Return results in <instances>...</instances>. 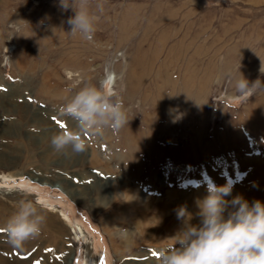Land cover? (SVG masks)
Segmentation results:
<instances>
[{
    "label": "rangeland",
    "instance_id": "374dc122",
    "mask_svg": "<svg viewBox=\"0 0 264 264\" xmlns=\"http://www.w3.org/2000/svg\"><path fill=\"white\" fill-rule=\"evenodd\" d=\"M103 3L94 38L85 41L68 33L67 20L73 12L63 11L59 0H0V154L14 159L22 171L13 176L9 172L14 169L0 171V221L13 214L26 191L34 203L58 213L70 230L65 243L73 252L67 264H88L84 245L94 256L90 264H137L146 261L148 255L142 254L149 252L159 258L160 250L174 246L175 241H166L155 227L166 228L181 207L194 213L189 203L192 192H204L212 184H231L227 199L237 189L248 195L251 163H264V92L241 95L235 87L239 68L250 83L264 82L260 71L264 0ZM23 61L36 63L34 70L19 69ZM109 71L114 83L106 85V90L120 95L128 110V125L143 133L145 143L151 142L150 160L158 155L164 158L153 162L152 178L148 166L137 178L126 175L115 158L120 150L114 148L110 129L99 137L85 136L89 144L85 158L74 157L71 163L63 155L46 158L51 145L44 136L51 137L56 128L75 129L62 111L71 95L68 90H78L85 82L99 84ZM44 76L66 94L65 99L39 93ZM189 78L193 86L188 101L183 91ZM14 103L33 107V113L25 117ZM35 114L46 115L50 124L38 123ZM236 130L240 133L235 138L232 131ZM92 151L98 152L107 168L90 160ZM40 173L54 180H38ZM125 181L137 188L145 205L165 203L173 190L181 197L171 201L165 215L163 207H147L150 221L143 223L148 229L143 234L137 220L128 224L117 220L122 208L109 207L117 200L113 191L123 192ZM67 189L83 191L89 204L102 195L99 207L79 204ZM109 218H114L110 231L106 228ZM197 219L193 215L191 223ZM180 224L183 228V221ZM179 231L173 230V238ZM134 233L135 245L128 248L125 242ZM51 235L43 229L39 238L17 249L0 231V254L25 259L40 244L41 251L54 252ZM114 247L123 252L117 253Z\"/></svg>",
    "mask_w": 264,
    "mask_h": 264
},
{
    "label": "clouds",
    "instance_id": "9594fccd",
    "mask_svg": "<svg viewBox=\"0 0 264 264\" xmlns=\"http://www.w3.org/2000/svg\"><path fill=\"white\" fill-rule=\"evenodd\" d=\"M59 6L73 15L67 20L68 32L92 41L98 28L99 15L104 11L103 0H59ZM236 90L241 95L264 92V82L250 83L238 69ZM264 73V61H261ZM114 79L111 71L99 84L85 82L63 105V114L75 124V129L61 130L51 136L53 151L65 158L85 154L89 144L85 136H102L106 130L119 132L130 121L128 110L117 92L106 90ZM208 195L197 201L200 223L193 225V215L186 207L177 212L183 228L173 238L175 245L161 249L157 264H264V201H248L243 195L227 199L232 185L208 187ZM46 209L34 203L25 191L18 207L8 217L3 229L9 243L22 249L29 241L40 237L46 226Z\"/></svg>",
    "mask_w": 264,
    "mask_h": 264
},
{
    "label": "bare ground",
    "instance_id": "6f19581e",
    "mask_svg": "<svg viewBox=\"0 0 264 264\" xmlns=\"http://www.w3.org/2000/svg\"><path fill=\"white\" fill-rule=\"evenodd\" d=\"M23 62H25L26 64L24 65ZM23 62H20L19 63L20 66H18V68L21 69L23 72L28 73V71L34 70V65L36 66V63H34V65H33L30 61H23ZM49 81L50 80L47 78V76L43 77V83H41V85H39V87H38L39 93L45 95L46 97L48 96L49 99H52L53 97H57V98L59 97L58 98L59 100L65 99L66 94L64 92H58V89H56V87H54V85H51ZM192 86H193V79L189 78L184 83L183 93L185 96V100H188V101L191 100L192 91L190 90V88ZM52 88L53 89L55 88V93L51 92ZM0 103H2V102H0ZM12 105H15L16 107H18L19 111L22 112V114L25 117L31 115L33 113V110H34L33 107L27 106V105L25 106V105L16 104V103H14ZM168 108H169V106H167V109ZM47 118L48 117H46V115L44 117H42V116H39L37 114H35L33 117V119L37 120V122L40 124L41 123L50 124V121H49L50 119L48 118L49 119L48 120ZM254 119L258 120L259 117L255 116ZM260 119H261V117H260ZM53 130H54V133L59 132V130L57 128L53 129ZM239 133L240 132L237 130L232 131V135H234L233 137H235V138L239 135ZM142 135H143V133L136 131L134 129L133 125H127L126 127H124L119 132H114L112 135H110V137L114 140V143H115L114 148H117L118 150H120L118 157L115 156V158L120 161L121 166L126 171V175L133 177V178L134 177L137 178L142 173H145V172H143V168L145 166H148L149 168H148L147 172H149L148 175L152 178V176L156 173V170H155L156 166L153 165L154 164L153 162H155V161H157V163L163 162L162 160L164 158L162 156L158 155L156 158H154V161L150 160L149 155H150V152L152 151L153 147L150 148L151 145L149 146V144L151 142L145 143L144 136H142ZM44 139H46L49 142V140H51V137L46 135V136H44ZM146 148H148L149 151H147ZM87 154L88 153L86 152L85 154L81 155L80 157L85 158ZM58 155H61V154L55 153L51 147L47 150L46 158L50 159V158H53V157L58 156ZM65 159L66 158L64 157V160ZM67 159H69L68 162L71 163L72 158H67ZM90 160L94 164H97V165H100L102 167L107 168L104 159L98 154L97 151H94V152L92 151ZM251 164H253V166H254L253 171H252V175L250 176L251 177L250 179L252 182L250 185H248L249 189L247 188L251 192H249V194L247 195L242 191L243 189L241 191L240 190L237 191L238 190L237 189L236 190L237 192L235 191L236 194H234L233 197H235L237 195H243V197H245L247 195L248 200L250 202L255 201V200L264 201V163L260 162L259 160H253ZM46 165H48V164H46ZM11 169H14L13 171L9 172V175H11V176L22 174V171L20 169L18 170L17 162L14 159H12V158L4 155V154H0V171H7V170H11ZM36 177H38V180H45L48 182H50L51 180H54V179H49L43 173L37 174ZM67 191H68V193H70L72 195V197L79 204H85L87 206H91L93 209H96L99 207V202L102 199L101 198L102 195L100 196V194H99V195H97V198H96V200L98 202L97 203L95 202V204H89L88 198L85 196L83 191H77L75 189H67ZM113 192H114V196L117 197V200L114 203L110 204L109 207L111 209L116 208V207H120L123 209L120 216H116L117 220L122 224H128L133 219L137 220L139 223V226L142 228V230L140 232H142L143 234H146L148 232L147 227H145V225L143 223L146 221H150L149 218L147 217L146 213H145V210H147L146 209L147 207H152L153 209H157L159 206H160V208L163 207V209H164L163 213L165 215L168 212V208H171V206H172L171 201L173 199L178 200L181 197V195H180L181 193L179 191L173 190V191L168 192L167 197L165 198V203H162V204L161 203H154L153 205L151 203H149V204L145 205V204H142V202H140V198H139L140 196H139V192H138L137 188L134 186H131V184H129L128 181H125V190L123 192L118 191V190H115ZM192 195H193V197H192L193 201H189V203L191 204V202H192V206H194L193 207L194 213H191V214L196 215L199 211V209L197 207V201L201 200L205 196H207L208 191L205 190L204 192H202V191L197 190V191L192 192ZM161 212H162V210H161ZM45 214L47 217V222H46V226L44 227V229H46L47 231H50L52 233L51 238H50V242H52L51 245L54 246L55 251L54 252L53 251L52 252L41 251L40 249L42 248L43 244H40V246L35 248L34 253L32 255H30L29 258L27 257L24 259V258H19V257H15V256L9 257L5 254H0V264H32L34 259L35 260L39 259L38 264H67L68 263L70 256L73 252V248L71 247V245L67 244V242L65 243V237L70 232V230L68 229L64 220L55 211L46 209ZM196 216H198V215H196ZM7 219H8V217L4 218L2 216V220L0 221L1 227L4 226ZM113 220H114V218H109L107 221L106 228L108 229V231L112 230V228H113V224H114ZM180 222H181V220H179L175 217L169 221L166 228L158 226V227H155L156 228L155 231L158 232V234L162 233L163 238L166 241H170V240L175 241L173 239L174 233H172V232L175 229H177V230L182 229ZM199 223H200V220L197 219L196 221L193 222V225H197ZM140 224L143 226H141ZM147 224H150V223L148 222ZM1 235H4V233H2ZM130 236H132L134 243H132V239L127 240V242H125L126 243L125 245H127L128 248L134 247V245H135V239L134 238L137 237L136 233H134L133 235H130ZM113 240H115V238ZM83 247H84V252L86 254V257L88 258L87 263L90 264L91 260L93 261L94 256H93L92 252L90 251V248L88 247V245H84ZM114 250L117 253L123 252L119 249H115V247H114ZM149 253L148 254L147 253L142 254V255H148L149 258L147 260L144 259V260H146L144 262H137V264H157V261L159 258L151 256ZM142 255H139V256H142Z\"/></svg>",
    "mask_w": 264,
    "mask_h": 264
},
{
    "label": "snow or ice",
    "instance_id": "6c2138e0",
    "mask_svg": "<svg viewBox=\"0 0 264 264\" xmlns=\"http://www.w3.org/2000/svg\"><path fill=\"white\" fill-rule=\"evenodd\" d=\"M53 119H55V117ZM0 231H5V230L4 229H0Z\"/></svg>",
    "mask_w": 264,
    "mask_h": 264
}]
</instances>
